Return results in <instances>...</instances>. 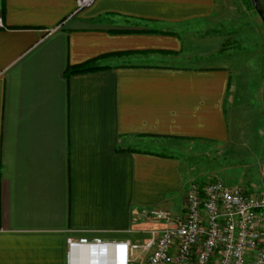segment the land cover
Masks as SVG:
<instances>
[{
    "label": "crops",
    "instance_id": "0c3cea01",
    "mask_svg": "<svg viewBox=\"0 0 264 264\" xmlns=\"http://www.w3.org/2000/svg\"><path fill=\"white\" fill-rule=\"evenodd\" d=\"M215 19L214 0H0V264H144L67 241L142 246L162 228L142 212L182 213L196 153L228 141Z\"/></svg>",
    "mask_w": 264,
    "mask_h": 264
},
{
    "label": "rangeland",
    "instance_id": "374dc122",
    "mask_svg": "<svg viewBox=\"0 0 264 264\" xmlns=\"http://www.w3.org/2000/svg\"><path fill=\"white\" fill-rule=\"evenodd\" d=\"M214 14L209 34L218 36L203 43L219 44V51L201 63L229 71L228 141L196 153L189 170L195 182L220 180L264 196V0H255V8L249 0H214Z\"/></svg>",
    "mask_w": 264,
    "mask_h": 264
},
{
    "label": "built area",
    "instance_id": "2783aa9c",
    "mask_svg": "<svg viewBox=\"0 0 264 264\" xmlns=\"http://www.w3.org/2000/svg\"><path fill=\"white\" fill-rule=\"evenodd\" d=\"M95 1L75 0V8H89ZM142 217L162 226L142 246L85 238L67 242L148 251L144 264H264V196L243 185L191 181L180 215L151 208Z\"/></svg>",
    "mask_w": 264,
    "mask_h": 264
},
{
    "label": "trees",
    "instance_id": "16d2710c",
    "mask_svg": "<svg viewBox=\"0 0 264 264\" xmlns=\"http://www.w3.org/2000/svg\"><path fill=\"white\" fill-rule=\"evenodd\" d=\"M92 70H94V69L91 67H86V68L82 67V68H73V69L70 68V70L67 72V74L72 75V74L84 73V72H88V71H92Z\"/></svg>",
    "mask_w": 264,
    "mask_h": 264
},
{
    "label": "water",
    "instance_id": "95a60500",
    "mask_svg": "<svg viewBox=\"0 0 264 264\" xmlns=\"http://www.w3.org/2000/svg\"><path fill=\"white\" fill-rule=\"evenodd\" d=\"M250 1V3H251V6L253 7V8H255V0H249Z\"/></svg>",
    "mask_w": 264,
    "mask_h": 264
}]
</instances>
